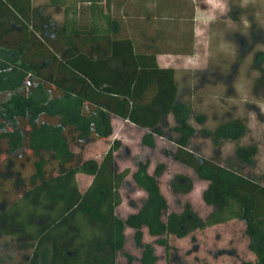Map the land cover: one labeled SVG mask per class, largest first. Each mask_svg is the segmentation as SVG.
Wrapping results in <instances>:
<instances>
[{
    "label": "trees",
    "instance_id": "1",
    "mask_svg": "<svg viewBox=\"0 0 264 264\" xmlns=\"http://www.w3.org/2000/svg\"><path fill=\"white\" fill-rule=\"evenodd\" d=\"M47 6L62 9L60 24L32 0H0V234L33 243L28 264H116L128 227L142 264H155L143 227L167 254L171 235L240 221L255 256L241 264H264V185L188 151L193 128L186 117L178 119L174 158L209 182L214 208L193 226L187 206L163 220L167 201L156 177L165 167L158 164L150 174L148 163L139 162L132 177L145 202L125 219L116 216L130 173L112 166L120 142L100 162L84 160L70 146L109 138L111 115L148 130L150 138L163 136L162 119L190 108L178 99L175 71L159 67L155 51L139 52L120 35L109 0H48ZM245 133L236 122L221 135L237 140ZM256 151L239 147L236 155L250 163ZM79 173L91 177L83 193ZM94 243L110 255H91Z\"/></svg>",
    "mask_w": 264,
    "mask_h": 264
},
{
    "label": "rangeland",
    "instance_id": "2",
    "mask_svg": "<svg viewBox=\"0 0 264 264\" xmlns=\"http://www.w3.org/2000/svg\"><path fill=\"white\" fill-rule=\"evenodd\" d=\"M118 1L123 4V9L118 7L114 10L112 7L111 14L118 20L122 31L129 28L133 19L149 28L166 27L173 20L168 15L159 20L163 12L160 13V6L157 7L161 3L162 8L168 6L170 15L177 16L174 17L177 23L178 17L190 20L194 7L198 8L201 28L199 25L195 27L204 31V34L200 32L198 39L201 45L207 44V50L200 48V61L193 69L181 71L176 77L178 99L189 105L190 111L187 114L176 111L164 117L159 125L163 136L151 138L148 130L111 115L113 131L109 138L81 147L71 145L70 149L84 160L100 162L113 141L120 142L114 153L113 169L119 172L128 168L130 171L119 189L121 204L115 209L116 216L121 219L136 213L146 199V193L132 177L138 163L147 162L150 174L158 164H163L164 171L156 177L167 201V210L162 218L165 220L170 212L181 213L187 206L189 226H193L196 217L205 219L214 204L208 190L209 182L199 179L190 167L174 158V140L179 137L177 126L180 117H186L193 128L186 146L188 151L264 185V0ZM32 3L44 14L51 15L54 25L63 18L62 9L48 7V0H32ZM137 5L150 10V17L146 18L145 13L135 9ZM128 6L129 9L132 7V19L126 14ZM124 10L126 15H121ZM172 26L178 27L176 23ZM236 122L246 126L243 136L233 140L221 135ZM149 140L153 141L152 146L147 144ZM250 146L256 147L257 151L251 162L245 163L236 155V149ZM76 181L83 193L91 177L79 173ZM134 232L125 228V244L115 254L116 264H142V248L136 246ZM156 239L149 235L147 228H142V242L153 246L157 256L155 264H241L243 261H255L254 254L248 249L245 225L240 221L194 230L184 238L171 235L167 254ZM32 251L33 243L0 234V264H28ZM94 254L108 256L110 251L106 246L94 243L91 255ZM128 257L132 258L130 262Z\"/></svg>",
    "mask_w": 264,
    "mask_h": 264
},
{
    "label": "crops",
    "instance_id": "3",
    "mask_svg": "<svg viewBox=\"0 0 264 264\" xmlns=\"http://www.w3.org/2000/svg\"><path fill=\"white\" fill-rule=\"evenodd\" d=\"M145 1L146 0H143V2ZM109 2L111 8L113 7L114 10L118 9V7H121V5H123H120V2L118 0H114V2H112V0H109ZM161 4H159L157 7L159 8L160 6V13L163 12L162 14H160L159 20L161 18L167 17V15L169 16L170 20H173L168 23L166 27L159 26L155 28H149L148 26L146 27L142 23H140L141 21L136 22L133 19L130 23L129 28L124 31H121L123 32L122 36H128L131 38L134 47L139 52L155 51L157 53L156 60L158 66L162 68L173 69L175 71L176 79V77L179 75V72L188 70L189 68H194L195 63H198V61H200V58L198 56V53H200V48H205L206 51L207 44L205 46L201 45V40L198 39V35L200 34V32L201 34H204V31L202 29L199 30L196 28L198 27V25L199 28H201L199 24V20H201V15L199 16L197 7H194V15L190 17V20H181L180 18L182 17H178L177 23L174 20V17L177 16H175L174 14L170 15V10L168 9V6L162 8ZM131 8L132 7H130V9ZM121 9L123 8L121 7ZM127 9L129 11L126 14L130 17V19H132V17L134 16L130 12L129 6L127 7ZM135 9H140L142 13H145L146 18L150 17V10H148L147 8H143V6L137 5V8ZM125 12L126 10H124V13H122L121 15H126ZM56 22L60 24L62 22V18H60V20ZM174 23L178 25L177 28L172 26ZM188 23L190 25H188ZM206 31L207 30H205V34L207 35ZM201 52L204 53V50H202Z\"/></svg>",
    "mask_w": 264,
    "mask_h": 264
}]
</instances>
